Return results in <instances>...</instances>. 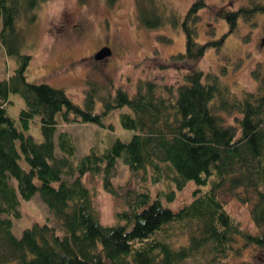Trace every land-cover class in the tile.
<instances>
[{"label":"trees","instance_id":"16d2710c","mask_svg":"<svg viewBox=\"0 0 264 264\" xmlns=\"http://www.w3.org/2000/svg\"><path fill=\"white\" fill-rule=\"evenodd\" d=\"M40 1L0 0V48L16 60L12 70L0 77V263L180 264L188 256L206 252L208 260L197 264H208L231 251L237 253L246 243L264 245L261 72L253 71L254 88L238 91L216 72H204L197 65L186 69L174 88L164 85L165 90L148 77L138 78L129 93L121 85L101 86L88 76L78 103L60 85L24 74L30 54L20 50L23 27L31 24ZM140 1L135 8L141 26L168 21L183 28V50L170 55L195 60L206 47L218 43L217 37L195 38L197 9L204 0H192L182 15L174 9L167 13L150 0ZM251 10L264 13V2L241 3L218 13L226 18L229 31L240 14L247 17ZM19 17L22 28L16 24ZM14 90L23 100L16 116L7 108L9 92ZM114 107H125L118 118L120 126L129 129L126 137L115 135L100 148L89 145L77 156L72 135L57 129L58 119L103 126L107 124L103 116ZM33 116L40 122L39 140L23 131ZM117 157L132 171L149 169L153 181L165 177L170 187L156 194L126 189V206L115 212V221L104 223L82 176L100 173L104 187L115 192L110 176ZM186 179L194 182L188 199L176 206L162 200V196L171 199L174 188H181ZM220 190L248 203L254 231L226 211ZM34 191L51 216L22 226L16 234L11 218L20 213L19 198ZM174 228L183 229V241L170 240ZM237 264L253 262L241 258Z\"/></svg>","mask_w":264,"mask_h":264},{"label":"rangeland","instance_id":"374dc122","mask_svg":"<svg viewBox=\"0 0 264 264\" xmlns=\"http://www.w3.org/2000/svg\"><path fill=\"white\" fill-rule=\"evenodd\" d=\"M166 8V12L176 10L179 15L185 13L192 0H150ZM264 0H204L197 9L194 22L195 38L208 39L217 37V44H211L195 60L177 58L171 53L183 50L184 32L180 23L172 25L168 21L153 27L141 26L136 19V0H41L34 9L35 16L29 25L23 27V18L16 24L23 27L24 40L21 51H28L24 74L31 80L43 79L54 85H60L74 101L82 100L85 79L93 76L109 85H121L132 92L138 78H151L161 90L164 85L174 88L191 66L216 72L236 91L254 88L256 79L254 69L264 76V13L259 10L249 11L247 17H237L235 27L227 31V21L218 11L241 3L251 5ZM138 2H141L138 0ZM158 5V6H159ZM171 15V13H169ZM101 44H108L109 52L105 57L95 58L93 51ZM165 63L160 65V63ZM16 63L15 57L7 55L0 48V77L7 75ZM7 108L16 116L17 108L23 104L19 91L9 92ZM125 107H114L103 116L107 124L98 126L94 122L60 118L57 129L68 131L76 145L79 156L89 145L100 148L119 135L126 137L129 129L120 126L118 111ZM229 118V116L227 117ZM24 132L32 134L39 140L42 137L40 122L37 116L29 118ZM110 182L112 192L102 184V174L84 172L83 181L89 187L92 204L97 217L104 223L117 219L115 212L124 202L125 190L145 189L150 194L167 190L170 187L166 178L153 181L149 169L132 171L126 163L116 158ZM181 188H174V196L164 202L171 206L179 205L191 195L194 182L190 179ZM172 186V185H171ZM220 197L226 211H229L241 226L249 231L256 229L250 217L248 203L235 193L220 190ZM18 216L11 218V229L19 234L22 226L32 221L47 220L51 216L44 202L34 191L27 198H19ZM54 221V220H53ZM51 220V222H53ZM172 242L183 241V229L174 228L170 232ZM241 238H238V243ZM206 252H197L188 256L180 264H197L208 260ZM250 260L253 264H264V245L253 243L242 245L237 253L215 259L208 264H237L241 259ZM0 264H15L7 261Z\"/></svg>","mask_w":264,"mask_h":264},{"label":"water","instance_id":"95a60500","mask_svg":"<svg viewBox=\"0 0 264 264\" xmlns=\"http://www.w3.org/2000/svg\"><path fill=\"white\" fill-rule=\"evenodd\" d=\"M109 52V46L107 44H101L97 49L93 51V56L95 58H100L107 55Z\"/></svg>","mask_w":264,"mask_h":264},{"label":"flooded vegetation","instance_id":"af4514ba","mask_svg":"<svg viewBox=\"0 0 264 264\" xmlns=\"http://www.w3.org/2000/svg\"><path fill=\"white\" fill-rule=\"evenodd\" d=\"M98 47H99V46H98ZM95 49H96V48H95ZM95 49H94V50H95ZM92 52H93V51H91V53H92Z\"/></svg>","mask_w":264,"mask_h":264}]
</instances>
